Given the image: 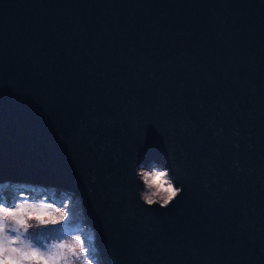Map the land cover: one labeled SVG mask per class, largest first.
I'll list each match as a JSON object with an SVG mask.
<instances>
[{"label": "water", "instance_id": "1", "mask_svg": "<svg viewBox=\"0 0 264 264\" xmlns=\"http://www.w3.org/2000/svg\"><path fill=\"white\" fill-rule=\"evenodd\" d=\"M6 179L76 194L103 264H264V0H0Z\"/></svg>", "mask_w": 264, "mask_h": 264}, {"label": "clouds", "instance_id": "2", "mask_svg": "<svg viewBox=\"0 0 264 264\" xmlns=\"http://www.w3.org/2000/svg\"><path fill=\"white\" fill-rule=\"evenodd\" d=\"M173 167L157 161L136 167L139 200L146 207L167 209L182 195ZM9 186L0 199V264H103L93 228L82 222L65 227L72 220L73 199L79 201L73 193L62 189L73 199L61 205L17 194L23 184L0 182V188Z\"/></svg>", "mask_w": 264, "mask_h": 264}, {"label": "rangeland", "instance_id": "3", "mask_svg": "<svg viewBox=\"0 0 264 264\" xmlns=\"http://www.w3.org/2000/svg\"><path fill=\"white\" fill-rule=\"evenodd\" d=\"M4 181H11V180L7 179ZM0 182H3V181H0ZM13 182H16L18 185L23 184L22 187H16L15 191L17 194L19 192H24L32 200L43 199V198L47 197L48 200H50L51 202L62 205L65 200H72L73 199L71 196H69L64 191H61V190L62 189L67 190V191L73 193L72 191H70L66 188H63L60 185H58L54 182H51V181L45 180L44 182H40V181L35 182V181H28L27 180V181H20V182L13 181ZM10 191H11V186H9V188H0V199L3 198V196L6 192H10ZM74 196L79 198L76 194H74ZM71 211H72V220L69 221L68 224L65 225V227L72 226V225L78 224L80 222L86 223L87 225H89V223L87 222V220L85 219V217L83 215V209H82L80 199H79V201H77L76 199H73V206H72ZM54 227H58V226H54ZM95 246H96V244H95Z\"/></svg>", "mask_w": 264, "mask_h": 264}, {"label": "bare ground", "instance_id": "4", "mask_svg": "<svg viewBox=\"0 0 264 264\" xmlns=\"http://www.w3.org/2000/svg\"><path fill=\"white\" fill-rule=\"evenodd\" d=\"M7 180V179H6Z\"/></svg>", "mask_w": 264, "mask_h": 264}]
</instances>
